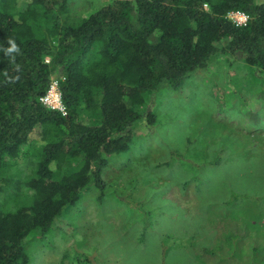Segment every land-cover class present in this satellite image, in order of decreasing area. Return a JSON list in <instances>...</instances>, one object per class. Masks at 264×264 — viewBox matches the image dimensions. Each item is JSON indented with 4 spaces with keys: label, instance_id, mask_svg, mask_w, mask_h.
<instances>
[{
    "label": "trees",
    "instance_id": "1",
    "mask_svg": "<svg viewBox=\"0 0 264 264\" xmlns=\"http://www.w3.org/2000/svg\"><path fill=\"white\" fill-rule=\"evenodd\" d=\"M232 11L248 14L247 25L233 23ZM70 14V0H0V264H35L34 245L67 210L95 189L106 200V168L130 150L142 122H156L149 95L181 89L220 54L264 74V0H113L86 17ZM10 41L17 50L8 53ZM54 76L64 77L66 115L41 102ZM32 136L41 144L22 179L12 160ZM227 150L202 169L242 163L239 149ZM169 157L171 167L182 162ZM262 199L230 188L217 209ZM225 239L204 250L215 264H264L259 246L246 263L231 261L241 239Z\"/></svg>",
    "mask_w": 264,
    "mask_h": 264
},
{
    "label": "rangeland",
    "instance_id": "2",
    "mask_svg": "<svg viewBox=\"0 0 264 264\" xmlns=\"http://www.w3.org/2000/svg\"><path fill=\"white\" fill-rule=\"evenodd\" d=\"M111 1L70 0V15L89 16ZM147 101L156 122H142L130 150L106 168V200L95 189L67 210L34 245L35 264H215L205 248L232 233L241 250L231 261L246 263L254 246L264 256V199L217 209L230 188L264 194V127L254 126L264 125V74L220 54L181 89L164 88ZM29 141L12 160L22 179L32 174L31 154L41 144L36 136ZM225 148L239 149L242 163L235 157L202 169ZM170 153L182 162L168 165Z\"/></svg>",
    "mask_w": 264,
    "mask_h": 264
},
{
    "label": "built area",
    "instance_id": "3",
    "mask_svg": "<svg viewBox=\"0 0 264 264\" xmlns=\"http://www.w3.org/2000/svg\"><path fill=\"white\" fill-rule=\"evenodd\" d=\"M228 18L238 26H246L249 15L243 11H232ZM64 77L54 76L47 93L41 97V102L47 107L60 111L63 115L67 114V107L63 101L60 90V82Z\"/></svg>",
    "mask_w": 264,
    "mask_h": 264
},
{
    "label": "clouds",
    "instance_id": "4",
    "mask_svg": "<svg viewBox=\"0 0 264 264\" xmlns=\"http://www.w3.org/2000/svg\"><path fill=\"white\" fill-rule=\"evenodd\" d=\"M10 43L12 44V47L6 50L8 53H11L17 50L15 43L13 41H10Z\"/></svg>",
    "mask_w": 264,
    "mask_h": 264
}]
</instances>
